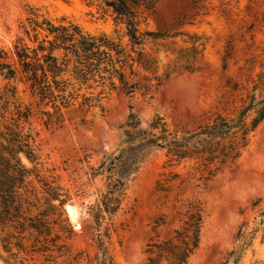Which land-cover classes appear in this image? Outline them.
Instances as JSON below:
<instances>
[{"label":"rangeland","instance_id":"obj_1","mask_svg":"<svg viewBox=\"0 0 264 264\" xmlns=\"http://www.w3.org/2000/svg\"><path fill=\"white\" fill-rule=\"evenodd\" d=\"M120 1L131 9L144 34L146 45L140 48L159 57V76L174 59H167L164 50L189 48L190 36L200 37L204 44L199 67L193 73L173 74L158 88V80L142 78L151 88L146 95L115 90L107 78L105 84L83 86L73 81L65 91L53 85L54 97L46 100L0 71V264H96V256L102 254L91 208L107 191L109 173L102 166H110L112 160L117 178L127 183L126 196L118 214L106 216L101 233L107 234L106 246L118 264L144 262L148 244L158 240L159 232L164 238L170 229L155 224L165 208L172 207L163 206L154 194L157 181L170 171L186 175L193 170L190 164L173 166L165 150L147 142L125 144L122 128L129 115H138L143 129L160 116L172 131L193 132L216 113L230 115L255 83L264 82V0H0V55L6 52V61L15 62L20 37L29 46H38L24 34L31 8L56 25L72 22L85 33L106 34L130 51L128 19L115 11ZM154 33L169 37L148 35ZM21 143L36 159L32 163L20 156L32 170V184L29 192L22 190L25 194L16 197L12 187L17 182L7 169ZM142 154L145 159L130 175L132 161ZM46 184L59 186L63 205L55 201V208L48 207ZM198 184L206 214L200 248L189 264H264V122L252 134L236 168L208 187L194 182ZM19 204L27 208L26 214L16 213ZM68 206L78 211L74 222ZM42 215L49 216L61 236L57 242L30 228L42 230ZM233 251L237 260L228 261Z\"/></svg>","mask_w":264,"mask_h":264},{"label":"trees","instance_id":"obj_2","mask_svg":"<svg viewBox=\"0 0 264 264\" xmlns=\"http://www.w3.org/2000/svg\"><path fill=\"white\" fill-rule=\"evenodd\" d=\"M115 5L118 15L128 19L130 51L121 41L117 42L106 34L94 36L85 33L72 22L56 25L38 10L31 8V17L27 18L29 26L24 28V34L38 46H29L25 38L20 37L15 44V62L6 61L9 59L6 52L0 55L1 74L8 79H19L20 82L28 84L34 95L46 100L54 97L53 85L57 90L65 91L68 86H72L73 81L83 86L90 83L105 84L107 78L115 90L118 89L127 95L142 91L146 95L151 88L141 82L142 78L147 82H151L153 78L158 80V88L173 74L193 73L198 69L197 65L203 58L204 44L200 37L190 36L187 41L191 45L189 48L176 50L169 47L164 50L167 59H174L168 63L164 77L159 76V57L147 53L143 47L140 48L146 45L143 42L144 34L140 32L131 9L122 1ZM42 34L44 37L40 39ZM148 35L154 39L169 37L163 33ZM143 72L152 77L142 75ZM259 89H262V92L258 95L256 91ZM263 122L264 82L259 85L255 83L247 98L242 100V105L230 115L216 113L213 120L200 125L193 132L185 129L172 131L160 116H156L148 128L143 129L139 116L135 113L129 115L122 128L125 144L147 142L165 150L169 162L174 163L173 166L184 165L185 168L186 164H190L193 170V173L188 172L186 175L170 171L168 174H162L161 179L157 181L154 194L159 201L162 200L163 206L171 203L172 207L165 208L169 212L162 213L155 224L157 228L169 226L170 229L164 238H161L159 232L158 240L148 244L147 259L140 264H189L200 248L206 214L205 201L196 190L201 184L195 186L194 182H203L208 187L226 170L236 168L250 145L252 134ZM13 151L11 159H8L10 162L7 170L9 177L17 182V186L12 187L13 194L20 197L29 192L27 189L32 184V170L23 164L20 156L24 154L32 163L35 162L36 156L24 143L16 146ZM144 159L145 155L142 154L132 161L134 166L130 175L137 172ZM114 164V160L110 162V166L103 164L102 169L109 173V184L107 191L102 194L101 203L91 208V214L97 224L95 231L98 249L102 254L101 257L96 256V264H118L106 246L107 234L101 233L106 216L117 215L126 196L127 183L117 178ZM46 186L49 191L48 207L55 208V201H60L63 205L65 200L60 198L59 186ZM22 190L25 193H22ZM21 207L22 204L15 206L16 213L26 214L27 208ZM40 223L43 224L42 230L36 225L30 228L51 237L52 242L61 239L48 215H42ZM18 226V229L24 227L20 221ZM64 247L65 245L59 246ZM232 257L237 260L238 253L233 251L228 261Z\"/></svg>","mask_w":264,"mask_h":264},{"label":"bare ground","instance_id":"obj_3","mask_svg":"<svg viewBox=\"0 0 264 264\" xmlns=\"http://www.w3.org/2000/svg\"><path fill=\"white\" fill-rule=\"evenodd\" d=\"M67 209H68V212H69L70 216H74V219H75L74 221H76L78 219V211H77V209L72 207V206H68Z\"/></svg>","mask_w":264,"mask_h":264},{"label":"water","instance_id":"obj_4","mask_svg":"<svg viewBox=\"0 0 264 264\" xmlns=\"http://www.w3.org/2000/svg\"><path fill=\"white\" fill-rule=\"evenodd\" d=\"M70 220H71V222H74V216H70Z\"/></svg>","mask_w":264,"mask_h":264}]
</instances>
